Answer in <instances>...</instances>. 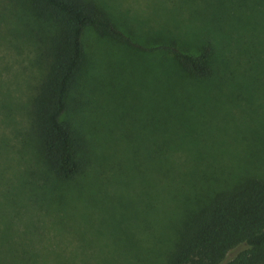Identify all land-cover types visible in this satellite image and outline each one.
Instances as JSON below:
<instances>
[{
    "label": "rangeland",
    "instance_id": "1",
    "mask_svg": "<svg viewBox=\"0 0 264 264\" xmlns=\"http://www.w3.org/2000/svg\"><path fill=\"white\" fill-rule=\"evenodd\" d=\"M85 1L129 43L209 47L208 70L189 73L170 52L89 27L63 115L81 139L83 167L59 179L31 126L30 98L45 68L25 32L31 15L21 0H0V248L92 264H163L176 240L167 154L175 167L204 171L205 190L264 177V0ZM177 132L193 142L176 146ZM194 178L191 188L200 186Z\"/></svg>",
    "mask_w": 264,
    "mask_h": 264
},
{
    "label": "trees",
    "instance_id": "2",
    "mask_svg": "<svg viewBox=\"0 0 264 264\" xmlns=\"http://www.w3.org/2000/svg\"><path fill=\"white\" fill-rule=\"evenodd\" d=\"M21 2L25 5L24 11L31 15L25 27L26 35L45 63L44 73L30 98L31 126L40 141L44 160L59 179L74 178L83 167L79 154L81 139L63 120V115L73 82L84 62L83 38L89 27L144 50L170 52L189 73L203 75L208 70L209 47L191 53L175 43L148 47L129 43L131 39L114 20L99 6L85 0ZM203 30L209 34L216 32L214 27ZM178 134L176 146L186 145L188 139L193 142L190 134ZM171 155L172 152L166 155L169 170L166 176L170 182L167 187L169 221L176 231V240L165 252L163 264H264V177L246 174L225 188L205 190L200 181H209L206 173H199L197 167L189 164L173 166ZM193 176H196L193 183L200 182L199 187H190ZM194 198L196 203L192 207ZM5 230L6 226L2 225L0 234ZM233 249L236 252L227 258ZM0 251L21 254L15 260L0 257V264H92L85 257L79 260L38 258L40 251L36 248L2 247Z\"/></svg>",
    "mask_w": 264,
    "mask_h": 264
}]
</instances>
